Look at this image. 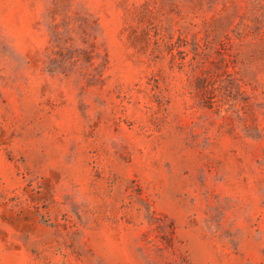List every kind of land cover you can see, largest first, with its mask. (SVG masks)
I'll list each match as a JSON object with an SVG mask.
<instances>
[{
  "label": "rangeland",
  "instance_id": "obj_1",
  "mask_svg": "<svg viewBox=\"0 0 264 264\" xmlns=\"http://www.w3.org/2000/svg\"><path fill=\"white\" fill-rule=\"evenodd\" d=\"M0 264H264V0H0Z\"/></svg>",
  "mask_w": 264,
  "mask_h": 264
}]
</instances>
